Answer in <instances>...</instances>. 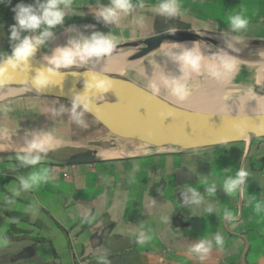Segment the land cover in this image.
<instances>
[{
    "label": "crops",
    "instance_id": "obj_1",
    "mask_svg": "<svg viewBox=\"0 0 264 264\" xmlns=\"http://www.w3.org/2000/svg\"><path fill=\"white\" fill-rule=\"evenodd\" d=\"M158 2L143 0L145 7L122 15L119 25H105L95 18L93 10L108 5L109 0H73L76 11L52 29L53 35L45 43L60 47L70 37L99 31L117 39L112 53L102 58L143 51L160 41L149 53L165 59L194 44L210 56L215 54L209 43L173 38L187 30L196 32L192 38L218 44L220 51L236 35H243V40L264 39V0H179L181 14L173 18L155 14ZM239 11L248 19L243 33L233 32L228 23V17ZM140 15L144 16L143 24H135L133 17ZM9 34L8 30L0 33V44L8 42L3 53L11 51L14 43ZM263 64L238 66L236 74L223 84L209 78L202 84L222 89L231 83L255 94L250 88L261 83L253 66ZM153 70L163 85L166 77L175 74ZM72 101L50 96L34 106L19 107L12 116L39 119L50 130L71 132L75 124ZM241 102L220 98L211 105L264 107H247ZM61 105L66 111L56 115ZM77 109L83 111L82 107ZM84 115L92 118L94 131L114 127L90 105ZM8 146L5 141L0 144V241H8L0 243V264H104L105 260L107 264H264V209L255 211V203L264 202V136L189 149L151 147L146 153L92 163H38L35 168H48L53 179L27 190L20 187L19 178L35 169L1 156V150L11 151ZM239 168L249 172L245 191L231 196L222 184ZM212 183L216 191L209 195L207 188ZM188 187L196 188L203 197L200 205L190 203ZM209 206L213 212L206 211ZM225 209L234 213V220H224ZM217 232L225 241L222 249L213 241V249L203 262L188 252L190 245L212 239ZM141 233L152 239L138 244Z\"/></svg>",
    "mask_w": 264,
    "mask_h": 264
},
{
    "label": "clouds",
    "instance_id": "obj_2",
    "mask_svg": "<svg viewBox=\"0 0 264 264\" xmlns=\"http://www.w3.org/2000/svg\"><path fill=\"white\" fill-rule=\"evenodd\" d=\"M145 4L143 0H109L108 5L98 6L93 10V14L98 21L105 25H119L122 15H129L135 9H143ZM15 23L9 26L10 40L13 45L10 53L0 54V86L9 82L6 77L10 72L17 69L27 70L30 58L36 53L38 47L45 44L46 39L53 35L52 29L65 23L66 16L73 11V0H34V3H18L13 9ZM154 12L156 15L173 18L181 14V4L179 0H159ZM133 22L142 25L144 16L133 17ZM228 23L231 30L235 33H243L247 29L248 19L243 11L236 12L228 17ZM174 32L175 29H169ZM39 32V35H34ZM29 33L32 35H23ZM236 41H242L243 35L234 36ZM117 45V39L113 34H104L99 31L92 32L91 35L85 36L79 34L76 37H70L64 46L57 47L53 54L45 57L49 67L38 70L32 79V85L37 90L53 84V77L62 75L61 69L81 68L88 65L93 58L100 60L112 53ZM229 48L233 46L228 45ZM181 64L183 76L179 79L165 78L164 86L170 87L176 95H184L187 92L186 85L181 83L186 80L191 73L200 74L202 70L206 71L208 76L215 80H226L236 74L238 69L237 60L227 52H220L211 57L202 55L199 44H194L192 48H185L181 54L175 57ZM207 60V62H205ZM112 82L107 77L93 76L88 82L87 88L95 90L98 93H108L111 90ZM153 92L159 91V85L155 82L151 84ZM82 107L83 111L77 112V108ZM89 110L88 103L82 96H76L72 101L71 119L78 125L86 126L82 119L84 112ZM66 111L61 105L59 111L55 114L60 115ZM31 139H26L25 146L22 149L23 156L18 157L25 166L34 167L28 176L19 178V185L22 189L27 190L38 186L41 183L49 182L53 179L48 168L36 169L35 166L42 159L41 154L48 153L55 145L53 144L54 136L52 132L32 131L26 133ZM35 153V155H33ZM249 172L244 168H239L234 175L225 178L222 187L223 190L233 196L237 193L243 194L246 186V178ZM191 193V204L200 205L203 197L194 187L186 189ZM216 191V184L212 183L207 188V193L213 195ZM17 194L18 191H17ZM264 209V202L255 203V211L259 213ZM206 211L213 212L214 209L209 206ZM225 221H232L235 215L232 211L225 209L223 212ZM91 222V221H89ZM151 236H145L143 233L137 238L138 244H144L151 240ZM213 241L218 249L224 246L223 236L217 232L212 239H201L190 245L188 252L194 254L201 262L207 259L213 249ZM0 243L7 244L5 239ZM107 264V261H104Z\"/></svg>",
    "mask_w": 264,
    "mask_h": 264
},
{
    "label": "water",
    "instance_id": "obj_3",
    "mask_svg": "<svg viewBox=\"0 0 264 264\" xmlns=\"http://www.w3.org/2000/svg\"><path fill=\"white\" fill-rule=\"evenodd\" d=\"M195 33L185 31L173 38L180 41L212 43L217 46L212 53H219L218 44L192 38ZM242 41L257 50L264 47V39ZM160 44V41H155L134 55V58L146 55ZM56 48L46 43L38 47L28 62V69L10 72L6 77L9 82L0 86V91L9 86H33L32 79L37 71L49 67L45 57L51 56ZM261 52L264 54L263 50ZM98 62L105 64L94 65ZM60 72L62 75L53 77V84L48 86L56 88V93L47 94L71 100L78 95L82 96L88 105L99 110L114 125L111 130L118 128L130 139L150 147L189 149L264 136V107L200 106L173 99L164 89L159 88L158 92H153L151 84L156 81L138 66L124 60L93 58L84 67L61 69ZM93 76L109 78L112 82L111 90L104 94L88 89L87 84ZM186 126L191 127V134L185 133ZM123 142V138L115 141L116 145ZM1 155L10 160H20L18 157L22 156L15 151ZM41 156L40 164L69 165L118 159L125 157V154L49 151Z\"/></svg>",
    "mask_w": 264,
    "mask_h": 264
},
{
    "label": "bare ground",
    "instance_id": "obj_4",
    "mask_svg": "<svg viewBox=\"0 0 264 264\" xmlns=\"http://www.w3.org/2000/svg\"><path fill=\"white\" fill-rule=\"evenodd\" d=\"M226 43H227L226 47L223 48L221 51H219V53L227 52L229 55H231L237 60L238 66L240 65L252 66L255 63L258 64L259 62L264 61V54H261L262 53L261 51L262 50L264 51V47H259V50H257L250 44L245 43L243 41L238 42L234 38H229L226 41ZM229 44H231L233 47L229 48L228 47ZM200 50L203 56L211 57L210 55L205 54L204 48L202 49V46L200 47ZM128 53H129L128 55H125V56L118 55L116 56V58H110V60H115V61L124 60V61L130 62L134 66H138L143 71H145L147 74H149L153 78L154 81H156V83L159 85V88L166 90L165 91L166 94L171 96L173 99L181 100L189 104H195V105H200V106H212L211 104L213 102H216L217 99H220L217 96L210 95L211 93L207 92V90L205 89L197 90L195 88L191 90H187L186 94L182 96L176 95L172 92V90L165 87L156 78V76L154 75L155 74L154 70L152 71V70H149L143 67L144 65H152L153 68H160L162 70H165L167 72H172V73L178 72L180 73L181 76H183V72L181 70V64L179 61L175 59V57L181 54L182 52L180 53L173 52V54H171L172 55L171 57H166L165 59L161 58L160 55H158L157 53L156 54L151 53L148 57H146L147 56L146 55L145 57L141 56L137 58H134V55L138 54L137 51L134 50ZM215 54H218V53H215ZM215 54H212V56ZM137 59H141V60H137ZM132 60H137V62L136 61L132 62ZM205 62H207V60ZM98 64L99 65L105 64V62H98L97 64H94V65H98ZM152 66H147V67L151 68ZM260 69H261V74L259 76V79H260V83L264 85V64L260 67ZM243 70L245 71V69ZM206 76L210 80H214L213 82L216 81L218 84H223L225 81V80H220V81L215 80L209 77L208 74H206ZM192 77H194V73H191L187 79L192 78ZM29 88L37 90L33 86ZM243 89L241 90V89L234 88L233 94L235 98H232L234 101L238 103L241 100L242 101L241 103L245 104V106L247 107H260L264 105V99L257 96L256 94L246 92ZM38 91H42L46 93H56L57 89L54 87H47V88H44L43 90H38ZM26 133H30V132L20 131V133H18L17 136L15 137V139L11 141V144L10 145L8 144L9 145L8 149H10L11 151L19 152L23 156L24 153L22 152V149L25 146V141L26 139H31V136L26 135ZM53 144L55 146L50 150L53 152H61V151L63 152H107V153L115 152L116 154H140V153L149 152L152 149L150 146L145 145L144 143L139 142L137 140H131L129 142L127 141L125 143L118 145L119 147L127 148V149H120L116 147H105V146L111 145V142L109 140H99V141L94 142L92 145H73V144H70L68 141H60L54 138ZM2 152L4 151L1 150V153Z\"/></svg>",
    "mask_w": 264,
    "mask_h": 264
},
{
    "label": "rangeland",
    "instance_id": "obj_5",
    "mask_svg": "<svg viewBox=\"0 0 264 264\" xmlns=\"http://www.w3.org/2000/svg\"><path fill=\"white\" fill-rule=\"evenodd\" d=\"M187 32H192V30H187ZM7 46H8L7 41L3 44H0V54H2L3 51L6 50ZM208 46L212 49H217V47H215L214 44L212 45V43H209ZM150 54L151 53L149 54L147 53V56L146 55H141V56L148 57ZM205 54L208 55L206 50H205ZM137 60H141V59H137ZM137 60H132V62L135 61L137 62ZM147 66L148 65H144L143 67L152 70L150 67ZM239 67L243 68L247 66L240 65ZM253 67H254V71L258 73V77H259L261 74L260 67L257 65ZM206 74L207 72L202 70L200 74L194 73V77L186 80H182L181 83L186 85L187 90H191L193 88L197 90L205 89L207 90V92L211 93L210 95L217 96L224 100L235 98L233 92L235 86L237 85L234 86L230 83L229 85L223 87L222 89L218 87L213 88L208 85L204 86L202 83H206L205 81L208 79ZM169 76H170L169 78L172 79H179L180 77H182L178 72H176L175 74H170ZM229 80L230 78L226 79L225 81L228 82ZM250 89L257 96L264 97V85L260 84L254 88L251 87ZM50 96L53 95L26 87L9 86L2 89L0 91V144L1 142L5 141L10 145L11 141L15 139L18 133H20V130H23L26 132H32V131L52 132L55 139L60 141H68L70 144L73 145H92L94 142L103 139V140H109L111 142L110 146H105V147H116L120 149H127V148L119 147L118 145H116L115 141L117 139L123 138L124 140L123 143H125L127 141L128 142L131 141L132 139H130L128 136H125L122 132H119L120 130H118V128L113 130H111L110 128L103 130L101 129L99 131L92 130L91 127H94V125H92L93 122H91L92 118L87 117L84 114L82 119L86 126L78 125L75 123L73 124L72 131L66 133H63L64 131L61 130L59 131L50 130L49 127L39 119L33 120V118L31 117H29V119H27V117L24 119L16 117L15 119L14 116H12L13 114H15V110L18 109L19 107L34 106L36 105V103L44 101L45 98L47 99ZM78 110L80 111V109H77V112H79ZM27 113L28 112H25V114L28 116Z\"/></svg>",
    "mask_w": 264,
    "mask_h": 264
},
{
    "label": "trees",
    "instance_id": "obj_6",
    "mask_svg": "<svg viewBox=\"0 0 264 264\" xmlns=\"http://www.w3.org/2000/svg\"><path fill=\"white\" fill-rule=\"evenodd\" d=\"M21 2L22 0H0V32L9 31V26L15 23L12 9Z\"/></svg>",
    "mask_w": 264,
    "mask_h": 264
},
{
    "label": "snow or ice",
    "instance_id": "obj_7",
    "mask_svg": "<svg viewBox=\"0 0 264 264\" xmlns=\"http://www.w3.org/2000/svg\"><path fill=\"white\" fill-rule=\"evenodd\" d=\"M189 130H190V131H189ZM191 132H192L191 127H190V126H186V128H185V133H187V134H191Z\"/></svg>",
    "mask_w": 264,
    "mask_h": 264
}]
</instances>
